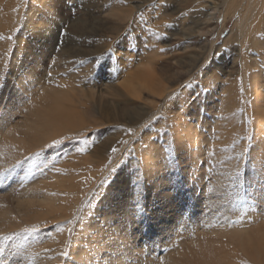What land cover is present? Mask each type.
I'll return each instance as SVG.
<instances>
[{"label": "bare ground", "instance_id": "obj_1", "mask_svg": "<svg viewBox=\"0 0 264 264\" xmlns=\"http://www.w3.org/2000/svg\"><path fill=\"white\" fill-rule=\"evenodd\" d=\"M105 2V0L104 2H101V0H0V51H2L0 52V69L7 68L8 74H10H7L8 81L5 82V87L0 90V101L8 97L6 87L9 90L11 88L12 95L13 89H21L26 92V94H23L19 91V94H21L19 99L22 103L19 104L18 109L15 108L14 111L8 109L7 106L0 112V169L13 168L16 166L17 161L21 162L41 147L54 145V141L63 140L68 146L67 142L71 140L72 136L78 137L80 130L104 124L101 121H93V125L85 123L86 119L77 114V112H80L79 108L83 103L76 98L74 90L70 86L64 88L61 83L62 80L52 78L54 77L53 72L68 67L70 63L68 48L71 44L62 46L63 50L60 51V57H57V60L49 57L51 51L48 56H45L44 53L51 48L50 45L53 46L54 50L60 49L66 39H74L69 35L68 28L70 30L78 23H80L85 34L81 37L86 40L88 35L93 34H88L92 29L91 19L93 18L89 19L90 14L86 13L79 19V14L73 13H78L77 10L80 11L81 6L82 12L91 13L92 16L95 12L88 7L98 12L105 7ZM123 2L131 4L130 8L136 10L141 9L143 6H149L148 10L151 11V14H154L152 15L153 21L158 22L161 18H165L163 21H168L171 18L172 24L168 36L172 38V41L180 40L185 44L181 47L175 46L173 50H180L183 55L171 57L170 64L174 65L173 67L179 71L187 66L185 83L191 75L190 73L201 68L205 61L203 52L208 39L201 41L202 44L199 41L201 37L210 36L213 30L217 29H214L216 14L219 13L222 17L220 29L217 31L218 35L222 34L225 29V20L236 15L232 26L223 37L222 45H218L214 49L223 52L222 55L230 54L234 57L229 64L222 61L223 65H220V68L226 72V78L239 71L243 80H245L242 91H245L244 97L248 99V108L244 112L250 115L254 124L257 123L254 129L257 130V137L261 136V132H264V74L261 70H258L255 73L256 75L248 77L246 81L248 64L245 61H240V66H238L237 59L243 58L242 60H244L253 45L252 48H257L261 53V57L264 58V39L262 38L264 35V0H244L243 5L241 0H125ZM123 2L122 4L117 2L115 5L123 7ZM184 4L185 6L181 7ZM186 6L191 9L187 11ZM112 7H114V4ZM59 9L68 13L67 18H61L58 15ZM184 10L187 13H182L175 19L172 18L181 11L184 12ZM129 11L126 16L127 19L132 16V10ZM167 11H170V15L167 14ZM119 12L118 14H120ZM103 13L105 14V12ZM111 13L116 14L115 18L119 16L116 11H111ZM30 16L29 25L26 22L22 31H20L21 38L29 35L30 42L23 47L22 41L20 42L21 38L18 35L17 38H14V45L10 48L9 35H11L12 30L21 17H23V21L24 19L29 21ZM122 16L124 18L123 12ZM134 16L136 17V15ZM135 19H138L135 22H140L139 18ZM130 21H133V17L129 19ZM124 22L126 26L127 22ZM135 22L130 25L133 27ZM114 24L116 25L115 22ZM139 26H141V23ZM110 29V32L119 31L115 26ZM259 33L260 35H258ZM145 42L142 43V47H144ZM189 42H193L195 46L186 45ZM197 43L200 45L196 46ZM222 46H228V48L224 49L225 47L222 48ZM160 52L162 51L159 49ZM213 52L215 53V51ZM23 53L24 55H22ZM175 53L177 54V52ZM42 55L45 58L44 64L39 63L40 58L43 60ZM82 57H79L81 61H83ZM165 61L167 62V60ZM6 65L8 66L6 67ZM254 66L259 69L258 65L254 64ZM45 67L53 69L50 72ZM210 68L207 67L203 73L204 75L201 76L206 78L207 75L213 73L214 83L209 86L210 93L206 94L205 91L200 89L199 94L201 93L204 97L205 92V110H208L212 115L215 111L216 96L219 95V92L222 93L230 89L225 88L227 86L222 87L218 83L220 80L217 79L219 74L216 75V72L213 71L216 66L211 68L212 70ZM186 70L182 71L186 72ZM35 71L38 72L39 76L36 75ZM24 75L33 77L32 82H29L31 89H33L31 94L29 93L31 89L28 88V84L25 85L27 80H24ZM176 75L177 73L172 71L168 73L167 78H169L168 83L170 85L173 84L178 87L182 78ZM133 80L130 83L131 87L121 86L117 93L119 95L124 93L126 98H135L146 91L149 95L161 97L162 93L160 91H163V87L151 70L144 69V71L138 72ZM180 89L184 90V87ZM207 90L209 89L207 88ZM91 95L94 96V92ZM98 95L102 99L106 96L104 92H99ZM178 100V107L175 106L176 103H169L172 106L168 110L172 112L171 132L175 136V161L177 165H180L179 168L183 174L182 180L172 179L167 170L169 160L166 152L158 141H151L145 136V147L136 149V155L131 156L127 159V162L121 165L112 184L107 187L105 196L99 198V205L95 203L96 206L89 216L85 217L87 206L85 209L83 207L80 210L79 220L75 227L72 221L73 214L77 203H80L79 200L82 198L84 201L86 193L92 194V190H89L92 187V176L95 175L96 179H103L107 171L119 163L126 150L125 145L124 147L115 148V154L110 155L113 152H111V143L104 142L94 153L85 156L81 165L78 163L77 166L71 164L74 168L57 166L54 170L48 171V174L45 173L46 175L42 173L34 174L35 170H29L31 167L29 164L22 163V165L15 167L8 179L0 181V234L7 235L10 232L22 231L25 228L36 226L41 228L40 230L47 237L50 234L51 237L53 236L50 239L48 238V242L44 240L46 243L39 242L37 239L38 242L34 241V244L27 241L25 244L20 243L19 246L17 245L20 242L19 238L16 241L14 240L17 254L7 256L6 253L5 264H264V216L260 221L250 226L247 224L237 226L233 223L234 226L231 228H221L207 224L203 214L201 218L198 215L205 206L200 200V202H196V194L193 195L195 186L191 187L192 184L199 182L202 185L201 200H205L206 177L211 173L212 160L217 161V164H219L218 156L221 154V147H213L214 141L221 142L222 139L219 136L216 140H212L208 131L203 132L208 124L209 116L201 114L198 98L188 102H185L186 99L180 100V97ZM105 103L110 109L114 108L113 104L106 101ZM152 107L146 103L140 104L136 108L138 113H135L136 110H132L134 111L133 115H137L139 118L143 116L142 122H144L147 114L151 116L154 113ZM93 109L95 108L93 107ZM16 112L20 113L21 116L15 120L13 115ZM112 116L106 120L117 123L115 116ZM217 126L221 127L219 124ZM137 127L138 125L135 128ZM219 135H221V132H219ZM203 144H206L205 148H203ZM261 147L262 144L257 142L254 148L249 149V151L244 150L241 153H235L236 150L222 151L224 153L225 171L233 174L235 173L234 166L242 169V172H240L244 181L242 186L251 182L253 173L263 176L261 173L264 170V149L261 150ZM55 148L57 150V147ZM227 153L230 154L229 159L226 156ZM133 157L138 160L142 170L140 173L143 175V180H140V190L138 185L136 188L134 182L132 183L133 175L129 173V168L134 165L133 160L135 158ZM236 161L238 162L237 165H235ZM47 169L49 170V168ZM47 169H45L46 172ZM68 173L70 174L68 175ZM66 174L68 176H65ZM135 175L137 176V174ZM85 178L86 183L83 185L81 181ZM256 178L259 177H254L253 180H256ZM96 179L94 182H98ZM183 180L185 181L180 183ZM260 190H262V186ZM260 190L258 189V192ZM138 192L141 194V201L135 196L132 198V195ZM262 196L264 197V195H261L259 198L261 199ZM88 201L87 203H89ZM237 222L235 221V223ZM72 227V232H70ZM182 230L187 231V239L179 245V235ZM24 238H27L26 235ZM223 242L228 245L225 251H222L225 246ZM163 250L164 253L161 254ZM65 252L68 253L67 256L62 255ZM238 255L243 256L241 263L237 260Z\"/></svg>", "mask_w": 264, "mask_h": 264}, {"label": "rangeland", "instance_id": "obj_2", "mask_svg": "<svg viewBox=\"0 0 264 264\" xmlns=\"http://www.w3.org/2000/svg\"><path fill=\"white\" fill-rule=\"evenodd\" d=\"M102 1L104 2V0H101V2ZM105 1H106L105 7L101 8L102 10L100 9L101 12L100 11L97 12V11L91 9L90 7H88L91 11L95 12L92 14V16H91V13L84 12V11L82 12L81 6H80V11H78L79 9L77 10L78 13H73V14H79V16H78L79 19H81L84 16V14H86V13L90 14L89 19H91V18L94 19V20L91 19L92 29L88 33V34H90V33H93V34L88 35V38L86 40H83L81 37V35H85V34L82 31V27H81L80 23H78V24L74 25V27H71L70 30L68 28L69 35H71V37H74V39H72V40L66 39L64 41V44L60 46V49L54 50L53 46L50 45L51 48L48 49V51H46L44 53L45 56H48L49 52L51 51L49 57H52L54 60H57V57H60V51L63 50V47L67 44H69V45L71 44L70 47L68 48V52L70 54V63L68 65V67L66 69H60L59 71L53 72L54 77H52V78H58V80H62L61 83H62V86L64 85L63 86L64 88H68L70 86V88H72V90H74V94H75L76 98L80 99V102L83 103V105L80 107L82 111L79 108L80 112H77V114H78V116H81L84 119H86L85 123H89L90 125H93L94 124L93 121H98V122L101 121V122H104V124L101 126H98V127L96 126V127H92L89 129L80 130V132H78L80 134L78 137L72 136L70 138L71 140H69L67 142L68 146H66V142H64L63 140H60L61 142L57 143L56 145L54 144L55 146L54 145H52V146L46 145L44 147H41L43 150L41 148H39L40 150L38 149L35 153L27 156L26 159L22 160L20 165H22V163L25 165L29 164L31 166L29 170H32V171L35 170L33 172L34 174H37V173H42V174L47 173L48 174V171L54 170L57 166H64L65 168H68V167L74 168V166H77L78 164L81 165L85 156H87L89 154L91 155L92 153H94L96 150L99 149L98 147L101 146L104 142H108L109 144L111 143L110 144L111 145L110 147H112L111 152L113 151V149H115V148L117 149L119 147H124V145H125L126 150L123 153L119 163H117L113 167H111L107 171V174L104 176L103 179H96L95 175L92 176V179H91L92 180V182H91L92 187L89 189V190H92V194L86 193V199H84V201H83L81 198L79 200L80 203H77V206L75 208L77 210V213L75 210V213L73 214V218H72V221H73V224L75 227V224L79 220L78 216H79L80 210H82L83 207L85 209L87 206V209H86L87 213H86L85 217L89 216L91 214V212L93 211L94 207L96 205H99V201H100L99 198L100 197L102 198V196L103 197L105 196L107 187L112 184V181L114 180V177H115L116 173L119 171L121 165L124 162H127L128 158L136 155V149H138V148L142 149L145 147V143H144V137L145 136L148 139H150L151 141H158L159 144L162 146L163 150L166 152L167 158L169 160V167H167V170L169 171L172 179H176V180L177 179H180V180L183 179V174L181 173L180 168H179L180 165H177L176 161H175V150H176L175 145H174L175 136L171 132L172 131V128H171V126H172V124H171L172 123V112H169L168 108H170L172 106V105L170 106L169 103H172V104L176 103L175 106L178 107V102H179L178 98L179 97H180V100H182V101H183V99H186L185 102H188L189 100H196V98H198L200 101L199 102V109L201 111V114H206V116H209L208 124L205 127V129L203 130V132L208 131L212 140H216V138H219V136H221V139H222L221 142H215L214 141L213 147H215V148L221 147V154L218 156V163L219 164H217V161L212 160V164L214 166V167L213 166L211 167V173L212 174L210 173L206 177L207 189H206V195L204 196L205 200H203V199L201 200V193H202V191H201L202 187L201 186L202 185H200L199 182L195 181L196 183L194 185L192 184V187H191V188H193V186H195L193 189L194 190L193 195H194V193L196 194V196H195L196 202L201 201L203 206H205L202 208L203 211H201L200 214H198V215L201 218L202 217L201 215L203 214V217L205 218V221L207 222V224H209V225L212 224V226L221 227V228H228V227L231 228L232 226H234V224H236L237 226H241L243 224H247L248 226H250L253 223L260 221V219L264 216V209H263L264 197L262 196L261 199L259 198L261 195H264V188H263L264 187V182H263L264 181V177H263L264 176V170L261 173V174H263V176L258 175L257 173H253L252 174L253 179H254V177H259V178L258 179L256 178V180L251 179V182L248 181L249 182L248 184L242 186L244 184L243 177H241L242 175L240 173V172H242V169L238 168L237 166H234L235 173L230 174L227 171H225V168H224L225 163H224V158H223V156H224L223 152H225L227 150H236L235 153H241L244 150L249 151V149L254 148L255 143L257 144V142H260L262 144L261 150L264 149V132H261V134H260L262 137L261 136L257 137V135H256L257 130L254 129L255 126L257 125V123L254 124L250 115L247 112H244V110L246 108H248V99L244 97L245 91H242L244 88L243 85H245V80H243L239 71L234 72L230 77L226 78V75H225L226 72L220 68V65H223L222 61H225L226 64H229V62L233 61L232 59H234V57L231 56L230 54H225L227 56L222 55L223 52L216 51L214 49V47H216L218 45H222L223 37L227 33L228 29H230V27L232 26L236 15L229 17V19H227L228 21L225 20V22H224L225 29H224V31H222V34L218 35L217 31L220 29V26L222 23V17L219 13L216 14V18L214 20V22H216V23H214V29H216V28L217 29L215 31L213 30V32L210 36L201 37V39L199 41V43L202 44L201 41H205L206 38L208 39V42L206 43V48L203 52L204 53L203 56L205 58V61L201 65V68H199L203 71L201 72V70H199V69H197L195 71L193 70L190 73L191 75L189 76V78L186 80V83H185L184 79L186 77L185 75H187L186 74L187 73V70H186L187 66L186 67L184 66L185 68L181 69L179 71V70H176L175 67H173L174 65L170 64L171 63L170 62L171 57H177V55L178 56L183 55L180 50H176V51L173 50V49H175V46L181 47L182 45L185 44L183 42H180V40L179 41L173 40L174 41L173 42L172 38L170 36H168V35H170L169 28L171 27V24H172L171 18H169L168 21L166 20L167 22L163 21L165 18L159 19L158 22L153 21L152 15H154V14H151V11L148 10L149 6H143L141 9L136 10V9H133L132 7L130 8L131 4H128L127 2L124 3L123 1H125V0H118V1L114 0L113 2H112V0L111 1L105 0ZM107 1L110 3L112 2V3L108 4ZM117 2H119L120 4H122V2H123V7L122 6L118 7V5H115ZM241 2L243 5L244 0H241ZM113 4H114V7H112ZM126 4H128V5H126ZM110 5H112V6H110ZM184 6H185V4L182 5L181 7H184ZM116 7H118V8H116ZM188 7L189 6L185 7V8H187L186 9L187 11L191 9V8L188 9ZM117 10H118V12L121 10L122 11L119 12L120 14H118ZM129 10H132V16L129 19H132V17H133L134 22L136 20H138L135 18H139V20H140V22L139 21L135 22V25H133V27L130 24H132L134 22L133 21L129 22V19L126 18L128 12H130ZM147 10H148V12H147ZM186 10H184V12L181 11L180 12L181 14L178 13L177 15L173 16L172 18L175 19L176 17H179L180 15H182V13H187ZM220 10H221V8H220ZM111 11L112 12L116 11L117 15H119V16H117L115 18L116 14L111 13ZM103 12H105V14ZM122 12H123L124 18L122 16ZM102 13L104 14V16H102L103 15ZM134 13H136V14H134ZM137 13H138V16H137ZM67 14L68 13L66 11H62L61 9L58 10V15L61 18H67ZM167 14L170 15V11H167ZM134 15H136V17ZM108 16H110V17H108ZM97 17L102 18V19H98ZM113 17H114V19H113ZM103 18L105 21L103 20ZM109 18H111V19H109ZM118 18H120V19H118ZM121 18H123V19L121 20ZM107 19L109 21H106ZM113 20L116 23V25L114 24ZM123 20L127 22L126 26H125V22ZM30 21H31V16H30L29 21H25V19L23 21V17H21V19L18 21L16 27L12 30L11 35H9L10 40H11V41H9L10 42V48H12V46L14 45L13 44L14 38H17L18 35L20 36L19 38H21L20 31H22L25 23L27 22V24L29 25ZM94 21H96L98 23H96ZM138 22H139V25L141 23V26L138 25ZM121 23H122V25H121ZM160 23H161V25H160ZM113 25L118 28V30H119L118 32H110L111 31L110 28L114 27ZM154 34H156V35H154ZM150 35L151 36L153 35L151 39H149L151 37ZM258 35H260V33ZM29 38H30L29 35H26V37L20 39V42L22 41L23 47L26 45V43L28 44L30 42ZM159 38H161L160 41H159ZM262 38L264 39V35L262 36ZM143 40L146 41V42L144 41L145 42V44H143L144 47H142V43H144V42H142ZM162 40H164V41H162ZM1 41H3V40H1ZM181 43H183V44H181ZM200 44L197 43L196 46H199ZM186 45L195 46V44H193V42H189ZM153 47H154V49H153ZM223 47H225L224 49L228 48V46H222V48ZM252 47H254V45L251 46V48H250L251 50L249 51L248 55L245 57L244 60H242L243 58L237 59L238 66H240V61H242V62L245 61L248 64L246 81H247L248 77H252V76L256 75L255 73L258 72V70H261L264 74V58L261 57V53L257 50V48L255 49ZM158 48L162 52L159 53ZM26 49H27V47H26ZM173 51L177 52V54ZM213 51H215V53ZM0 52H2V51H0ZM250 53H253V54H250ZM145 54H146V56H145ZM22 55H24V53ZM44 55H42L43 60L40 58V61H39L40 64L45 63ZM80 56H83L82 57L83 61H81V58H79ZM184 56L188 57V55H186V54H184ZM255 58H256V60H255ZM165 60H167L168 64ZM73 61H75V62H73ZM6 64H8V63H6ZM254 64L258 65L259 69L257 67H255ZM7 66L8 65H6V67ZM215 66H216V68L213 69V71L216 72V75L219 74L217 77L218 80L220 79L218 81V83H220V85L222 87L227 86L225 88H229L230 90L224 91L222 93L219 92V95L216 96V101H215L216 105L214 106L215 111L212 115H210V112L208 110H205V107H206V105H205V102H206L205 92H206V94L210 93L209 92L210 91L209 86L213 85L212 83H214V77H213V73L207 75L206 78L201 77V76L204 75L203 73L207 67L214 68ZM169 68H171V69L168 70ZM45 69H47L48 71L51 72V70L53 68L45 67ZM144 69L145 70L149 69L152 72H154L156 79L158 80L160 85L163 87V91H160L162 93V94L160 93L161 97L158 95L157 96L149 95L146 91H143L142 92L143 94L142 93L139 94V97H137V96L135 98L132 97L133 99L129 98V97L126 98L125 97L126 95H124V93L122 95H119L117 93V91L121 89V88H119L121 86L122 87H124V86L125 87H131L130 83H132L134 81L133 79L135 78L137 73L144 71ZM182 70H184V71L186 70V72H184ZM172 71H175L177 73L176 76L182 78L180 86H178L179 88L174 86L173 84L170 85V83H168L169 82V80H168L169 78H167L168 73H171ZM193 72H194V74H193ZM7 74H8L7 68L0 69V90L3 87H5V85H6L5 82L7 83V81H8L7 76L10 74H8V75ZM36 75L39 76L38 72H36ZM11 77H13V76H11ZM211 77H212V79H210ZM23 78H24V80H27V81H25L26 82L25 85L27 86V84H28V88L31 89L32 87H30L29 82H32L33 77L28 76V75H24ZM205 79L207 82L205 81ZM46 82L48 83V81H46ZM204 84H206V86L203 87ZM181 87H184V90H181L180 89ZM222 87H220V88H222ZM207 88L209 90H207ZM200 89L202 91H205L204 97L201 95V93L199 94V91H201ZM8 90L9 89H7V87H6L8 97H6V99L0 101V112L3 109H5L7 106L9 107L8 109H11L14 111L16 109H18L19 104L22 103L19 99V97L21 95V94H19V91H20V93L26 94V92H23V90H21V89H17V90L13 89V95H12L11 94V88L9 91ZM92 92H94V96L91 95ZM99 92H104L106 94V96H104V99L99 97V95H98ZM181 92H182V94H181ZM29 93L30 94L33 93V89H31ZM178 93H180V94L178 95ZM176 98H177V101H176ZM105 101L107 103L113 104L114 108L110 109L106 105ZM185 102H183V103H185ZM145 103L149 104L151 107L155 106L156 108L152 107L154 110V113L151 116H149L147 114L145 116L146 120L144 122H142L143 116H141V118H139V116L133 115L134 111H132V110H136L137 106H139L140 104H145ZM165 103L167 105H164ZM159 104H161V105L159 106ZM15 106H17V107H15ZM93 107L95 109H93ZM112 112H114V113H112ZM135 113H138V110H136ZM156 113H157V115H156ZM112 115L115 116L114 118L117 120L116 121L117 123H113V121L109 122L106 120L108 117H113ZM20 116H21L20 113L16 112V113H14L13 118L16 120ZM210 118H212V119H210ZM125 122H127V123H125ZM131 123H133V124H131ZM134 123H136V124H134ZM126 124H128V125H126ZM218 124L221 127L217 126ZM137 125H138V127L135 128ZM124 127H126V128L124 129ZM126 129H127V131H126ZM120 132H121V134H120ZM219 132H221V135H219ZM122 133L123 134L125 133L126 135L124 136ZM222 133H223V135H222ZM244 141H245V146H244ZM72 145L74 146V148ZM80 145H81V147H80ZM202 146H203V148H205L206 144H203ZM55 147H57V150ZM75 147H76V149L78 148L77 151H76ZM50 148H51V150H49ZM72 150L73 151L75 150V151L73 152ZM56 151H58V152H56ZM69 152H71V153H69ZM37 154H39V155H37ZM114 154H115V152L113 151L110 155H114ZM226 156L229 159L230 154L227 153ZM43 158H44V160H43ZM79 158H81V159H79ZM133 158H135V157H133ZM133 163H134V165L129 168V171H130L129 173L131 175H133L132 176V183L134 182V185L136 188L138 185L139 186L138 189L140 190V184H141V181L143 180V175H142V173H140V172H142V170L140 169V164L136 158L133 160ZM237 163L238 162L236 161L235 165H237ZM71 164H74V166H71ZM67 165H69V166H67ZM138 166H139V168H138ZM43 167L45 169L49 168V170L47 169V172H46V170ZM43 171H44V173H43ZM237 173H239V174H237ZM69 174L70 173H68V175ZM135 174H137V176ZM225 174H226V176H225ZM68 175L66 174L65 176H68ZM24 176H25V174H24ZM22 177H23V175H22ZM95 179L98 180V182H94ZM192 179L193 178L191 177V180ZM184 181L185 180L181 181L180 183H183ZM81 183H83V185H84L86 183V178H85V180H82ZM135 183H137V184H135ZM189 184L191 185V182ZM104 186H106V187H104ZM261 186H262V190H260ZM198 189H199V191H198ZM213 189H215V190H213ZM258 189L260 190L259 192H258ZM195 190H196V192H195ZM208 192L209 193L211 192V193L209 194ZM216 192H218V193H216ZM207 194L209 197L207 196ZM133 196H135L140 201L142 200L141 194L139 192L134 193V195H132V198H133ZM202 197H203V194H202ZM224 198H226V199H224ZM92 199H93V201H92ZM87 201L89 203H87ZM84 202L86 203V205ZM95 203H96V205H95ZM204 211L207 213H205ZM253 214H254V216H253ZM225 219H226V221H225ZM235 221L236 222L238 221V222L235 223ZM248 221H249V223H248ZM29 228H31V227H29ZM36 228H37V231L35 233H25L22 230V231H17V232H10L8 234L19 233L18 236L13 237V240H15V241L19 238L18 240H20V242L17 243L18 246L20 245V243L21 244H25V242L27 243V241L29 243L32 242L34 244L35 242H38L37 239L39 240V242L46 243V241H44V240H47V242H48L49 239L53 237V236L51 237V234L47 237L46 235L43 234L42 230H40L41 228H39V227H36ZM72 229H73V227L70 228V232H72L71 231ZM61 232H63V231H61ZM181 233L179 235V238H180L179 245H181L182 242L184 243V241H186V239H187V231L182 230ZM25 235L28 239L24 238ZM223 243L225 245L224 246L225 248L223 247L222 251H225V250H227L226 247L228 245H226L225 242H223ZM184 246H185V244H184ZM163 253H164V250L161 252V254H163ZM237 258H238L237 259L238 262L241 263L243 260V256L238 255Z\"/></svg>", "mask_w": 264, "mask_h": 264}, {"label": "snow or ice", "instance_id": "obj_3", "mask_svg": "<svg viewBox=\"0 0 264 264\" xmlns=\"http://www.w3.org/2000/svg\"><path fill=\"white\" fill-rule=\"evenodd\" d=\"M53 143L57 144L60 143V141H54ZM113 151H115V149H113ZM20 164L21 162L17 161L16 166L11 169H0V181L8 179L10 173L13 172L15 167H18ZM23 231L25 233H35L37 228L36 226H32L31 228H25ZM18 235L19 233H12L8 235L0 234V264H5L7 256H15L17 254L15 251V241L13 240V237ZM6 253L7 256L5 255ZM62 255L67 256L68 253H62Z\"/></svg>", "mask_w": 264, "mask_h": 264}]
</instances>
